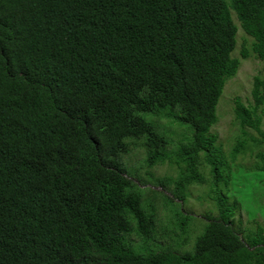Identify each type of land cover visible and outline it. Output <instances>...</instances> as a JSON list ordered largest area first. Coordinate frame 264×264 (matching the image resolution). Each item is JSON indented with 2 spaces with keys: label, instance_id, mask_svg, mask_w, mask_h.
I'll use <instances>...</instances> for the list:
<instances>
[{
  "label": "trees",
  "instance_id": "obj_1",
  "mask_svg": "<svg viewBox=\"0 0 264 264\" xmlns=\"http://www.w3.org/2000/svg\"><path fill=\"white\" fill-rule=\"evenodd\" d=\"M251 55L264 69V0H0V264H264L229 187L247 150L264 175L262 78L229 151L213 130Z\"/></svg>",
  "mask_w": 264,
  "mask_h": 264
},
{
  "label": "rangeland",
  "instance_id": "obj_2",
  "mask_svg": "<svg viewBox=\"0 0 264 264\" xmlns=\"http://www.w3.org/2000/svg\"><path fill=\"white\" fill-rule=\"evenodd\" d=\"M232 19L237 25L236 47L233 54L239 55L243 38H246V45L248 47L250 46L251 38L245 35L234 13L232 14ZM255 76L264 80L262 61L253 55L242 58L236 74L226 82L223 88L217 104L218 121L214 125L213 130L218 133L225 151L230 150L235 137L240 131L232 110L234 97L240 96L245 102L248 99L252 100L251 88ZM261 126L264 128V112L262 114ZM175 130L176 133L174 134L178 139H181L186 129L184 126H181L178 130L175 127ZM254 133L253 131V134ZM177 138L173 137V140L177 141ZM137 151L138 150H135V152H132L130 155L124 156V162L128 166L140 168V171L144 172L146 168L140 167L142 155L139 154L140 151ZM255 154L256 151L251 152L247 150L245 153H240L238 155L236 162L238 167L241 166L243 170L236 172L233 169L236 175L234 174L235 177L229 185L230 193L234 194L241 204L239 212L241 214L240 218L243 226H250L254 221L264 226V175L261 176L260 172L251 169L256 161ZM151 171L157 175H164L174 174L176 170L167 163H164L152 168ZM189 192L190 196L187 197L186 207L188 210H191L193 214L201 216L200 213H203L204 210L212 208V203L204 194L206 192L205 186L197 184L192 185ZM195 222L198 223L199 221ZM195 229L198 231L199 225H196Z\"/></svg>",
  "mask_w": 264,
  "mask_h": 264
}]
</instances>
